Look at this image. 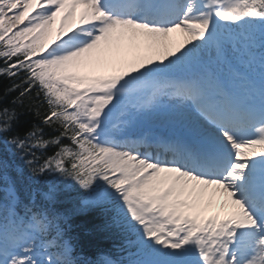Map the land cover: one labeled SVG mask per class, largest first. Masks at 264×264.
I'll list each match as a JSON object with an SVG mask.
<instances>
[{
    "label": "snow or ice",
    "instance_id": "6c2138e0",
    "mask_svg": "<svg viewBox=\"0 0 264 264\" xmlns=\"http://www.w3.org/2000/svg\"><path fill=\"white\" fill-rule=\"evenodd\" d=\"M0 77V264H264V0H0Z\"/></svg>",
    "mask_w": 264,
    "mask_h": 264
},
{
    "label": "trees",
    "instance_id": "16d2710c",
    "mask_svg": "<svg viewBox=\"0 0 264 264\" xmlns=\"http://www.w3.org/2000/svg\"><path fill=\"white\" fill-rule=\"evenodd\" d=\"M8 83L10 81L0 77V90ZM62 203L70 207L68 201ZM70 223L74 237L90 259L96 260L103 253H112L115 258L114 244L118 237L111 230L104 228L105 217L102 214L94 212L89 215H76L71 218Z\"/></svg>",
    "mask_w": 264,
    "mask_h": 264
},
{
    "label": "rangeland",
    "instance_id": "374dc122",
    "mask_svg": "<svg viewBox=\"0 0 264 264\" xmlns=\"http://www.w3.org/2000/svg\"><path fill=\"white\" fill-rule=\"evenodd\" d=\"M58 31L57 30H52V33L49 37V40L53 39L57 35Z\"/></svg>",
    "mask_w": 264,
    "mask_h": 264
},
{
    "label": "bare ground",
    "instance_id": "6f19581e",
    "mask_svg": "<svg viewBox=\"0 0 264 264\" xmlns=\"http://www.w3.org/2000/svg\"><path fill=\"white\" fill-rule=\"evenodd\" d=\"M54 26H56V28H57V30H59V19L57 20V22H56V24L54 25ZM180 37V36H179ZM180 38H178V40H179ZM211 191V190H210ZM216 210H219L218 208L216 209Z\"/></svg>",
    "mask_w": 264,
    "mask_h": 264
}]
</instances>
